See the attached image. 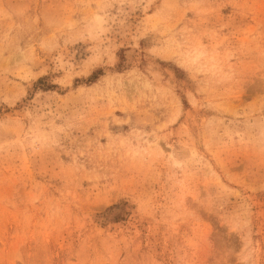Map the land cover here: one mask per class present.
<instances>
[{"label":"rangeland","instance_id":"rangeland-1","mask_svg":"<svg viewBox=\"0 0 264 264\" xmlns=\"http://www.w3.org/2000/svg\"><path fill=\"white\" fill-rule=\"evenodd\" d=\"M0 264H264V0H0Z\"/></svg>","mask_w":264,"mask_h":264}]
</instances>
